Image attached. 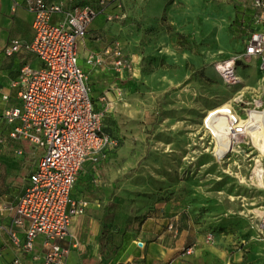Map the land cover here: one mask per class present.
I'll use <instances>...</instances> for the list:
<instances>
[{
    "label": "crops",
    "instance_id": "obj_1",
    "mask_svg": "<svg viewBox=\"0 0 264 264\" xmlns=\"http://www.w3.org/2000/svg\"><path fill=\"white\" fill-rule=\"evenodd\" d=\"M45 1L69 8V0ZM228 1L232 4L229 10L233 16L231 25L235 23L236 32L245 34V45L250 33L260 29L254 22L259 11L247 0ZM72 2L94 6L93 0ZM216 2L203 11V0H116L106 7L104 13L119 14L123 20L108 22L100 14L90 25L85 38L79 41L78 65L87 72L94 109L103 111L101 132L115 139L117 146L87 157L76 176L71 195L81 207V212L70 225V236L59 242L62 247L71 245L64 264H241V256L230 253L228 240L205 244L202 234L188 229L182 219L167 218L163 214L164 208L154 209L153 200L139 197L140 176L138 172L135 175L131 173L138 167V161L132 155L133 145L128 140L119 142L116 138L129 136L128 127H122L121 123L123 114L132 113L126 107L122 111L121 103L130 107L137 101L134 96L127 98L125 93L121 94V85L133 77L136 80L142 78L145 83L155 77V73L141 75L136 69L141 55L136 52L139 41L132 33L134 24L173 20L174 25L181 24V35L201 38L203 25L212 23V31L206 36L216 41L221 27L217 30V24L211 22L210 18L219 14V8L223 7L222 3ZM202 14L205 15L204 19ZM226 14L224 12L223 16ZM32 18L22 6L13 9L11 0H0V138L4 139L0 146V264H43V237H37L32 250L26 252L23 250L24 229H13L19 240L18 245L9 235L15 205L28 186L41 150L26 142L10 139L8 135L13 124L3 117L5 111L20 105L18 87L14 86V82L21 67L24 64L33 68L40 66V62L25 48L33 38ZM205 32H208L206 28ZM13 41L18 42L19 50L7 57L5 48ZM154 44L146 43L145 55H175L173 41L169 38L161 41L155 52L152 51ZM106 48H118L128 67L118 70L109 57L100 66L86 64L91 54L101 53ZM127 49L130 57L127 56ZM185 57H170L173 66L183 70L184 79L191 74H185ZM252 62L258 65V61L253 59L240 65L238 74L245 73V79L247 76L248 80L253 79L255 67L241 70L243 65ZM193 63L196 69L198 64L195 60ZM161 79L169 86L180 85L165 75ZM105 94L107 98L101 101ZM148 162L153 164V158H149ZM189 246H193V252L183 254Z\"/></svg>",
    "mask_w": 264,
    "mask_h": 264
},
{
    "label": "rangeland",
    "instance_id": "obj_2",
    "mask_svg": "<svg viewBox=\"0 0 264 264\" xmlns=\"http://www.w3.org/2000/svg\"><path fill=\"white\" fill-rule=\"evenodd\" d=\"M215 1L223 4L219 14L210 18L217 24V30L221 27L216 41L206 36L212 31V23L210 27L201 26V38L181 35L180 22L174 25L173 20L134 24L132 33L139 41L136 52L141 55L136 69L141 75L155 73V77L149 83L133 77L121 85V94L125 93L127 98L134 96L137 101L130 107L121 103L122 111L126 107L132 113L123 114L121 123L122 127H128L129 136L116 138L133 145L132 155L138 167L131 173H139L140 198L153 200L154 209L164 208L167 218L182 219L188 229L202 234L205 244L228 240L230 253L241 256V264H264L261 227L264 215L255 213L264 212V185L260 186L254 175L256 166L264 169V155L244 133L236 140L231 158L218 163L216 141L203 126L206 113L227 102L236 110L252 109L254 100L261 97L263 86L262 72L256 62L241 69L256 68L251 80L249 76L245 79V73L239 74L244 81L228 87L218 77L214 65L240 52L245 34L236 32L235 23L231 25V1L203 0V11ZM122 20L120 16L111 22ZM168 38L173 41L175 55H145L146 43H155L152 48L155 52L158 44ZM130 54L127 49V56ZM181 55L186 56L185 74L191 73L186 79L181 67L173 66L170 60ZM194 60L198 64L196 69ZM162 75L180 85H166ZM240 96H243L241 103ZM151 157L153 164L148 162ZM209 235L212 241L207 240Z\"/></svg>",
    "mask_w": 264,
    "mask_h": 264
},
{
    "label": "built area",
    "instance_id": "obj_3",
    "mask_svg": "<svg viewBox=\"0 0 264 264\" xmlns=\"http://www.w3.org/2000/svg\"><path fill=\"white\" fill-rule=\"evenodd\" d=\"M11 1L13 9L22 6L33 16V38L25 48L40 66L33 68L24 64L21 67L14 82L20 105L5 111L3 117L13 124L8 137L39 148L41 155L28 186L15 205L9 235L18 245L13 229H24L23 250L26 252L32 250L37 237H43V264H64L71 245L62 247L59 242L70 236V225L81 212L71 195L76 176L87 157L117 146L115 139L101 132L103 111L94 109L87 72L78 65L77 45L100 14L108 22L121 15L104 13L116 0H93L94 6L74 4L69 0L67 9L45 0ZM247 1L259 11L254 22L260 29L250 33L241 52L219 60L214 68L221 82L231 87L240 83V65L257 60L263 86L261 97L254 100L249 110L264 113V0ZM18 50V42L13 41L5 48V56L11 57ZM108 57L118 70L128 67L118 48L93 53L86 64L100 66ZM106 98L105 94L100 100ZM245 130L246 124H236L233 133L240 137ZM3 142L0 138V146ZM261 227L264 230V217ZM207 240L212 241V236ZM192 252L193 246H189L183 254Z\"/></svg>",
    "mask_w": 264,
    "mask_h": 264
},
{
    "label": "bare ground",
    "instance_id": "obj_4",
    "mask_svg": "<svg viewBox=\"0 0 264 264\" xmlns=\"http://www.w3.org/2000/svg\"><path fill=\"white\" fill-rule=\"evenodd\" d=\"M210 26L209 24L208 27ZM240 81L242 82L244 79L240 78ZM236 124H246L245 133L264 155V113L248 109L236 110L230 102H227L209 110L203 119L205 130L216 141L215 156L218 163L229 160L235 152L236 140L240 138L233 133ZM256 163H259V160ZM254 175L258 184L263 186L264 169L256 166ZM241 181L244 182L243 179ZM255 213L264 215V212L255 211Z\"/></svg>",
    "mask_w": 264,
    "mask_h": 264
}]
</instances>
